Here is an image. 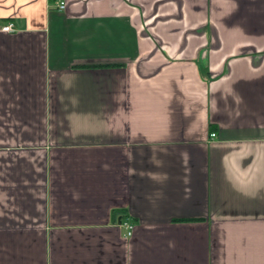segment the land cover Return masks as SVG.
Returning <instances> with one entry per match:
<instances>
[{
	"label": "crops",
	"instance_id": "0c3cea01",
	"mask_svg": "<svg viewBox=\"0 0 264 264\" xmlns=\"http://www.w3.org/2000/svg\"><path fill=\"white\" fill-rule=\"evenodd\" d=\"M0 264H264V0H0Z\"/></svg>",
	"mask_w": 264,
	"mask_h": 264
},
{
	"label": "built area",
	"instance_id": "2783aa9c",
	"mask_svg": "<svg viewBox=\"0 0 264 264\" xmlns=\"http://www.w3.org/2000/svg\"><path fill=\"white\" fill-rule=\"evenodd\" d=\"M65 6H66L65 1H60V2L58 3V8H59V9H64ZM1 30H2V31H6V32H8V31H12V24H11V23H8V24L2 26V27H1ZM211 135H214V133H211ZM124 225H125V226L127 227V229H128L127 234L130 235V234H131L132 226H131L128 222H126Z\"/></svg>",
	"mask_w": 264,
	"mask_h": 264
}]
</instances>
